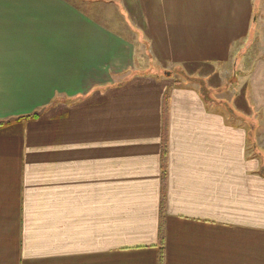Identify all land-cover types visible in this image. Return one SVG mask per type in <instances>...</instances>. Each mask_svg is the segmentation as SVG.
Wrapping results in <instances>:
<instances>
[{"label":"crops","instance_id":"1","mask_svg":"<svg viewBox=\"0 0 264 264\" xmlns=\"http://www.w3.org/2000/svg\"><path fill=\"white\" fill-rule=\"evenodd\" d=\"M263 42L264 0H0V264H264ZM231 62L252 114L160 75Z\"/></svg>","mask_w":264,"mask_h":264},{"label":"rangeland","instance_id":"2","mask_svg":"<svg viewBox=\"0 0 264 264\" xmlns=\"http://www.w3.org/2000/svg\"><path fill=\"white\" fill-rule=\"evenodd\" d=\"M134 32L136 34H140V31H137L135 28H134ZM258 47L264 49V42L262 44H258ZM252 48L250 49V51H252ZM233 71H235V73ZM160 75L170 76L171 80L175 81V83L179 81L180 84H183L185 82L189 83L190 82L189 79H194L190 83H195V85L196 84L199 85L197 82H200L204 84L203 86H205L207 89V97L213 100L215 105L217 104H220L221 106L225 105L226 109H232V112L237 114V116H242L245 113L247 114L253 113V112H249V109L243 102V97H245L244 94L249 95L248 94L249 92L239 90L237 86L238 72L237 70L234 69L232 70V62L230 66L220 71L218 70V72L213 76L212 75L206 76L198 73L188 74L182 68H172V67L165 68V72L163 70V72ZM212 80H214V83ZM215 80H217V82ZM241 102L244 103L245 107L242 106Z\"/></svg>","mask_w":264,"mask_h":264},{"label":"trees","instance_id":"3","mask_svg":"<svg viewBox=\"0 0 264 264\" xmlns=\"http://www.w3.org/2000/svg\"><path fill=\"white\" fill-rule=\"evenodd\" d=\"M194 79H189V81L190 82H192ZM199 85V90L201 91V94H203V98L204 99H208V97H207V89H206V87L205 86H203L204 84H202V83H200V82H197ZM176 84H179V81L178 82H176ZM43 110H40L39 112H35L34 114H32L31 116H29L28 118H35L36 116H38L41 112H42ZM230 112V111H229ZM20 119H22V118H18L17 120H20ZM10 122V120L9 121H2V122H0V127H2V126H4L5 124H7V123H9Z\"/></svg>","mask_w":264,"mask_h":264}]
</instances>
